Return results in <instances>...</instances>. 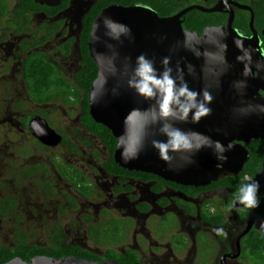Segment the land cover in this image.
Masks as SVG:
<instances>
[{"label":"water","instance_id":"obj_1","mask_svg":"<svg viewBox=\"0 0 264 264\" xmlns=\"http://www.w3.org/2000/svg\"><path fill=\"white\" fill-rule=\"evenodd\" d=\"M33 1L60 10L69 0ZM186 10L159 16L140 4H110L99 12L88 40L98 70L89 115L116 138L113 159L120 167L205 186L237 176L248 160L243 145L264 140V54L259 40L238 34L230 18L201 33L183 28ZM43 126L49 140L60 139ZM255 182L256 194L264 195V161ZM0 264L126 263L35 255Z\"/></svg>","mask_w":264,"mask_h":264},{"label":"flooded vegetation","instance_id":"obj_2","mask_svg":"<svg viewBox=\"0 0 264 264\" xmlns=\"http://www.w3.org/2000/svg\"><path fill=\"white\" fill-rule=\"evenodd\" d=\"M89 1L91 0H69L64 8L51 11L54 12L53 14L40 8L25 12L20 17L13 12L18 4L15 0H4V8L0 7V14L10 15L3 18L5 34L2 35L1 40H6L17 33L25 34L35 19L36 31H43L44 37L48 34H62L64 38L61 42L67 41L70 37L75 41L78 64L73 82L58 70L57 62L46 54L44 47L28 51L23 57L22 73L31 91L32 83L25 76V68L32 56H39L52 65L56 76L62 78L70 89L75 90L73 94L76 95L79 105L77 116L79 125L85 133L100 142L97 159L90 154L89 157L85 155L78 161L72 159L66 163L53 162L63 178L78 194L75 200L79 205L77 212L83 225L84 235L81 237L83 243L104 249L119 248L122 254L132 253L137 258L134 262L137 264H264L263 259H256V235L253 233L255 230L259 237L263 238L260 249L264 255L262 250L264 236L256 228L264 225L262 222L264 200H257L258 203L252 207L241 203L235 193L242 188L241 180L235 178L231 181L224 176L205 186H195L176 183L136 170L126 169L125 172L120 173L110 170L108 149L99 137L88 132L81 125L82 105L81 101L77 100V96L81 94L76 74L82 67L79 51L82 19L98 0H92V3ZM169 1L157 0L160 4ZM170 2L167 5L171 4L170 8L175 9L174 12L168 15L158 14L159 16L175 15L187 9L180 16L182 27L198 33L206 28L224 25L230 18L232 27L238 34L246 38L254 35L259 40L260 51L264 54V0H172ZM73 4H75L74 10H72ZM133 4L144 5L140 2L129 5ZM216 6L219 9L213 11ZM193 23L194 26L201 28L200 31L186 27ZM65 29L67 35H63ZM22 35L13 40L16 51H22L27 44L26 40V43L23 40V44L19 41L26 37V34ZM58 92L64 96L62 91ZM33 97L40 100L46 96ZM43 121L50 127L44 118L31 117L28 114L21 118L20 127L41 146L51 147L57 141L64 139V135L52 127L50 128L60 135V139H40L33 132L32 124L37 123L38 126L44 127ZM74 165H94L96 172L93 170L94 176L92 173L84 176L85 170ZM68 245L87 250L77 241H69L57 247ZM32 246L36 247L29 243L13 249Z\"/></svg>","mask_w":264,"mask_h":264},{"label":"rangeland","instance_id":"obj_3","mask_svg":"<svg viewBox=\"0 0 264 264\" xmlns=\"http://www.w3.org/2000/svg\"><path fill=\"white\" fill-rule=\"evenodd\" d=\"M8 15L0 14V249L29 243L37 248L57 247L77 241L101 254L104 248L83 243V225L75 200L78 194L53 164L78 161L90 154L97 159L100 142L79 125L75 94L65 97L58 92L36 99L30 95L29 83L22 73L23 57L28 51L44 47L57 62L58 70L73 82L78 64L75 41L70 37L61 42L62 34L44 37L43 31H36L37 21L33 19L26 37L19 40L27 44L22 51H16L13 40L22 33L1 40L5 34L3 18ZM28 114L44 118L64 139L51 147L36 144L20 127L21 118ZM74 166L84 169V176H94L93 170L96 172L94 165Z\"/></svg>","mask_w":264,"mask_h":264},{"label":"trees","instance_id":"obj_4","mask_svg":"<svg viewBox=\"0 0 264 264\" xmlns=\"http://www.w3.org/2000/svg\"><path fill=\"white\" fill-rule=\"evenodd\" d=\"M18 4L13 10L14 14L18 17L22 16L25 12L35 11L40 9L37 7L33 0H15ZM172 1V0H170ZM157 2V0H98L95 2L89 11L84 15L82 19V26L79 36V51L82 57L81 65L82 67L76 74V81L78 84V89L81 94L77 96V100L81 101V114L80 123L81 125L90 133L99 137L102 143L107 147L109 152V162L110 170L115 173L125 172L126 169L120 167L115 163L113 159V152L116 145V138L112 135L111 131L104 125L95 122L89 115V91L93 80L97 76V64L95 60L89 55L88 52V40L91 30V23L99 12L109 5L111 2L120 3L122 5H129L134 2H140L150 8L154 9L159 15H168L174 12L175 9L170 8L167 3L171 2ZM4 0H0V7L4 8ZM47 11H57V10H47ZM53 12V13H54ZM52 13V12H51ZM52 13V14H53ZM189 29H195L200 31V27L191 25H186ZM25 76L31 81L30 93L32 96L45 97L53 92L62 91L64 96L67 97L72 95L75 90L70 89L69 85L62 79L56 76L54 68L43 58L39 56H32L31 61L25 68ZM74 90V91H73ZM248 150V160L244 164L242 170L236 176H226L227 180L238 179L242 182V187L251 184V179L254 175L261 170L262 162L264 161V140L263 139H253L249 143L244 145ZM128 171V170H127ZM135 172V171H132ZM151 174V173H149ZM154 176V175H153ZM156 177V176H155ZM236 196L242 195L240 190L236 191ZM256 200H264V195L260 196L255 193ZM245 205V204H244ZM256 235L255 238V253L258 258L264 260V255L261 253L260 246L262 244L263 238L259 237V234L254 230ZM132 253L122 254L116 252L113 249H105L101 255L92 253L85 249L79 248L75 245H68L65 247H49V248H37V247H23L17 249L11 248H1L0 249V261L2 263L9 261L13 257H20L24 261H30V259L35 255H47L52 257H63V256H76L79 258H86L94 261H100L102 259L114 260L123 263H134L136 261V256Z\"/></svg>","mask_w":264,"mask_h":264},{"label":"clouds","instance_id":"obj_5","mask_svg":"<svg viewBox=\"0 0 264 264\" xmlns=\"http://www.w3.org/2000/svg\"><path fill=\"white\" fill-rule=\"evenodd\" d=\"M149 69L145 66L144 71L147 72ZM259 183L255 182L253 184L245 185L240 189L241 196L239 200L241 203L245 204L247 207L255 206L258 201L256 200L255 193L258 191Z\"/></svg>","mask_w":264,"mask_h":264},{"label":"bare ground","instance_id":"obj_6","mask_svg":"<svg viewBox=\"0 0 264 264\" xmlns=\"http://www.w3.org/2000/svg\"><path fill=\"white\" fill-rule=\"evenodd\" d=\"M259 83L261 84L262 87H264V81H261ZM32 129H33V132L38 137H40L41 139H44V140L46 139L47 140L48 133H47V130L44 127H42L41 125L38 126L37 123H34V124H32ZM258 227L264 231V225H260Z\"/></svg>","mask_w":264,"mask_h":264}]
</instances>
